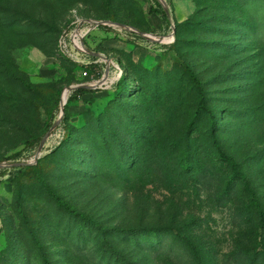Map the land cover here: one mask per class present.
Returning <instances> with one entry per match:
<instances>
[{"label": "rangeland", "instance_id": "1", "mask_svg": "<svg viewBox=\"0 0 264 264\" xmlns=\"http://www.w3.org/2000/svg\"><path fill=\"white\" fill-rule=\"evenodd\" d=\"M77 16L162 42L96 31L128 78L68 103L85 81L57 40ZM0 58V264H197L190 242L203 264H264L246 187L264 208V0H0Z\"/></svg>", "mask_w": 264, "mask_h": 264}, {"label": "built area", "instance_id": "2", "mask_svg": "<svg viewBox=\"0 0 264 264\" xmlns=\"http://www.w3.org/2000/svg\"><path fill=\"white\" fill-rule=\"evenodd\" d=\"M102 26L110 27L114 32L115 37L120 39H135V38H149L162 42V39L156 38L153 34L145 32L146 37L140 34L139 29L132 27H123L116 22L104 19L87 18L77 16L68 27H66L59 39L58 50L62 54L69 57L72 61L81 66L82 78L87 79L80 84H86L92 89H113L118 80L123 74V70L115 57L107 56L102 51L95 50V47L89 44V39L92 34L99 31ZM141 31V30H140ZM174 37L172 35V39ZM95 53V54H94ZM106 62V67L102 66V62ZM94 67V72H90V67ZM115 70L116 76L112 77V70Z\"/></svg>", "mask_w": 264, "mask_h": 264}, {"label": "trees", "instance_id": "3", "mask_svg": "<svg viewBox=\"0 0 264 264\" xmlns=\"http://www.w3.org/2000/svg\"><path fill=\"white\" fill-rule=\"evenodd\" d=\"M158 10L161 11L163 14H166V12L163 9L151 8L150 12L151 13H155V12H158ZM83 17L104 19V20H109V21L117 23L116 20L110 19L108 17H99V16H83ZM123 24H128L130 26H134V27H136L137 29H139V30H141L143 32H150V31L142 29V28H140V27H138L137 25H134V24L125 23V22H123ZM100 30L110 31L111 28L107 27V26H102ZM61 33H62V31H61ZM61 33L59 34V37H60ZM95 34H96V32L94 34H92L91 37H93ZM59 37H58V39H59ZM115 38L120 39L119 37H115ZM102 42H103V37L99 38V41L97 43V46L95 47V50L104 52L102 50V48H100V47H102ZM97 47H99V49ZM57 49H58V40H57ZM62 55H64V54H62ZM64 56H66V55H64ZM67 58H69V57H67ZM115 58L119 62L120 66H121V68L123 70V74H122L121 78L118 80V82L116 83V85L114 86V88L112 90L114 92L115 91L121 92L123 87H124V85H125L126 79L128 78L127 76H128L129 73H128L127 69L125 68V66L121 63V61L117 57H115ZM72 62L75 65H77V66H79L81 68L80 65H78L74 61H72ZM90 72L91 73L94 72V67L93 66L90 67ZM7 78H13L14 79L15 78V74L13 73V69L11 67H9V64L6 62V59L3 60V59L0 58V102H2L1 99H2L3 96H5V95L7 96V86H6L5 82H4V81L7 80ZM82 80L86 81L87 79L82 78ZM196 82L199 83L198 80H196ZM94 90H97V89H92V88H88V87H79L78 89H76L75 91L72 92V95L68 99V103L75 102L80 95L88 93V92H93ZM100 90H102V89H100ZM198 108H199V112L200 111H208L209 112V110L205 106V101H204L203 98L200 99ZM209 114H210L211 120L213 122H215L214 120H215L216 117H215L214 113L210 111ZM214 128H215V125H213L212 130H214ZM40 142H41V138L40 137H34L31 140L26 141L25 144L28 147H34V146L39 145ZM213 145L216 148L217 153L219 154V157H220L221 161L226 163V164H228L231 167V170H232V173H233V177L237 178V179H240V180H243L244 182H248L247 174L245 172L240 171L238 169V164L236 163L235 159L231 155L227 154L224 151V149H223V147H222V145H221V143H220V141H219V139H218V137H217V135H216V133L214 131H213ZM17 155H18V153H14L12 156H17ZM4 175H5V169H0V177H2ZM246 187L249 190V193L251 195L250 206L253 209V211L256 213L257 217L259 218L260 224H261V226H260V228H261L260 236H261L262 239H264V208H263V205H262V203H261V201H260V199H259V197L257 195V192H255L253 189H251L248 184H247ZM66 207L69 210H72L68 205ZM261 245H262L261 253H257V257H258L259 254H261L260 256L262 258H264V242L261 241ZM189 247L192 250V254L194 256L195 262H197V264H203L204 259L202 258V256L199 253V251L196 249V246H195L194 242H190L189 243Z\"/></svg>", "mask_w": 264, "mask_h": 264}, {"label": "water", "instance_id": "4", "mask_svg": "<svg viewBox=\"0 0 264 264\" xmlns=\"http://www.w3.org/2000/svg\"><path fill=\"white\" fill-rule=\"evenodd\" d=\"M166 13H167L168 16H171L170 11H169L168 9L166 10ZM116 24H118V25H120V26H123V27H126V28H128V27H132V26H130V25H126V24L119 23V22L116 23ZM132 28H135V27H132ZM139 32H140V34H142V35H144V36H146V37H149V36L146 35L145 32L140 31V30H139ZM173 36L175 37V28H174V26H173ZM94 54H95V53H94ZM79 87H88V88H91L90 86H88V85H86V84H79V85H76V86H71V87H69V88L72 89V90H76V89H78ZM63 104H64V103H63ZM58 123H59V122L55 123L54 126L48 131V133L46 134V136L43 137V139L41 140V142H40V144H39V147H38V154H40L41 151L43 150V147H44V145H45V143H46L47 137H49V135H50L51 132L55 129V127L58 125ZM37 159H38V157H37ZM0 166H1V165H0Z\"/></svg>", "mask_w": 264, "mask_h": 264}, {"label": "bare ground", "instance_id": "5", "mask_svg": "<svg viewBox=\"0 0 264 264\" xmlns=\"http://www.w3.org/2000/svg\"><path fill=\"white\" fill-rule=\"evenodd\" d=\"M172 38H166L165 40L166 41H171ZM63 103L65 104L66 103V94L64 95L63 97Z\"/></svg>", "mask_w": 264, "mask_h": 264}, {"label": "crops", "instance_id": "6", "mask_svg": "<svg viewBox=\"0 0 264 264\" xmlns=\"http://www.w3.org/2000/svg\"><path fill=\"white\" fill-rule=\"evenodd\" d=\"M126 44V43H125ZM128 45V44H127ZM127 47H131V45H128ZM127 50H130V49H127Z\"/></svg>", "mask_w": 264, "mask_h": 264}]
</instances>
